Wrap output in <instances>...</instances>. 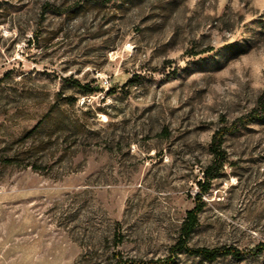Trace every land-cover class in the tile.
<instances>
[{
  "label": "rangeland",
  "instance_id": "rangeland-1",
  "mask_svg": "<svg viewBox=\"0 0 264 264\" xmlns=\"http://www.w3.org/2000/svg\"><path fill=\"white\" fill-rule=\"evenodd\" d=\"M262 96L264 0H0V264L165 258L214 132ZM223 147L188 244L248 251L264 241V116Z\"/></svg>",
  "mask_w": 264,
  "mask_h": 264
},
{
  "label": "trees",
  "instance_id": "trees-1",
  "mask_svg": "<svg viewBox=\"0 0 264 264\" xmlns=\"http://www.w3.org/2000/svg\"><path fill=\"white\" fill-rule=\"evenodd\" d=\"M108 2L110 0H104ZM131 81H138L137 77L131 79ZM73 82L80 87L81 91L86 94H92L94 92L101 91L99 85H92L91 83H81L78 80H73ZM264 116V97L260 98V104L254 112H251L245 116L238 118L235 122H233L229 126H224L222 128L217 129L212 137V141L209 146V150L212 154L211 163L204 170V182L200 183L201 190L195 197V205L192 209L188 210L187 217L184 220L181 229L180 235L177 242L171 247L170 254L165 258H158L153 260H148L143 262V264H171L175 260V256L181 252H185L191 255L200 256L203 259L214 260L219 257L232 256L236 258H242L246 255L260 254L264 252V241L259 242L254 248L245 251L235 246H221V247H190L188 244L189 238L193 233L194 229L199 224V214L203 210L204 202L202 200V196L204 193L208 192L211 188V183L214 179H216L221 170L223 169L226 162V152L223 147L225 135L228 133H232L237 130L241 125L247 124L249 122L254 121L258 117ZM117 262L116 264H129L133 263L127 260H124L123 256L120 253H117L116 256ZM134 264V263H133Z\"/></svg>",
  "mask_w": 264,
  "mask_h": 264
}]
</instances>
